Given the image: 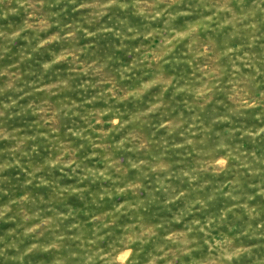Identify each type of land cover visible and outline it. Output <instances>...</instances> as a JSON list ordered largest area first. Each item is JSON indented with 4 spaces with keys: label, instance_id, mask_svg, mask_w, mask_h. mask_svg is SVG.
<instances>
[{
    "label": "rangeland",
    "instance_id": "obj_1",
    "mask_svg": "<svg viewBox=\"0 0 264 264\" xmlns=\"http://www.w3.org/2000/svg\"><path fill=\"white\" fill-rule=\"evenodd\" d=\"M84 2L63 0L56 6L54 11L60 13L58 25L37 18L43 9L34 6L33 0H3L0 3V33H3L0 35V112L3 113L0 133L8 137L0 139V213L3 214L0 216V238L10 239L19 230L18 226L31 228L35 225L40 235L24 237L22 250H26L36 239L44 241L55 233L50 241L56 242L55 247L45 252L42 245L40 250L24 257L25 264L29 261L32 264L35 261L105 264L104 260L95 259L96 253H112L124 240L133 243L135 252L132 249L120 251L108 264H124L132 254L137 264H228L222 262L225 246L232 250L243 249L240 259L231 264H261L264 240L253 236L252 231L264 224V143L256 144L250 136L242 139L237 130L231 137L237 143L231 147L246 155L225 161L230 165L227 171H215L211 166L221 167L220 160L224 157L212 160L209 158L211 150L204 148L208 137L221 135L220 125L210 122L197 132L194 143L200 147L195 150L191 145L178 147L185 143L183 130L196 119L197 112H193V108L203 113L213 103L219 105L214 95H209L199 105H186L183 109L179 104L184 101L177 97L179 104L169 106L165 113L173 117L176 126L170 130L152 126L155 131H150L148 136L155 137L162 145L163 160L158 164L149 165L147 160L141 163L136 159L132 141L139 138L146 146L148 140L132 128L131 122L142 112L130 114L131 106L119 109L128 127L106 137L114 143L97 142L95 152L91 147H82L75 138L63 139L55 149L49 140L34 139L37 127L45 118H51L58 106L75 108L81 103L90 113H95L92 123L98 132L101 129L111 132L112 117L104 114L108 105L101 99V89L113 87L115 80H91L90 95L81 100L80 93L72 85L87 77L77 75L81 67L72 63L73 55L83 66L92 65L99 53H107L104 56L107 66L100 65L107 74L108 67L113 65L117 66V71H123V66L132 63L129 56L144 61L147 56L154 57V49L174 43L171 37L161 34L163 27L145 32L146 25L139 23L133 26L136 36L124 37L121 43L120 38L103 31L116 17L92 7H79ZM213 3L214 7H205L191 16L176 13L170 18L175 35L181 40L171 55L188 58L173 82L180 80L183 86L184 82L198 81L210 69L219 73L216 83L220 85L218 91L223 93L224 86L233 83L231 78H226V71L236 68L243 74L240 83L250 82L258 89L255 93L258 96L264 91V26L244 28L242 23L247 21L239 14V6L233 0H213ZM183 10L181 6L180 11ZM57 32L74 34L75 39L68 41L70 47L62 48L53 43L37 50L41 39L46 40ZM86 32L92 35L87 36ZM65 53L69 59L53 64L48 70L43 68L44 62ZM83 71L91 69L83 67ZM201 87L197 84L190 91L199 93ZM228 90L237 91L235 88ZM170 94L175 95L171 86L152 99L163 103ZM180 95L188 94L181 92ZM12 101L17 103L8 107ZM44 104L51 108H43ZM74 119L84 126L82 131L87 127L79 116ZM55 122L59 131L61 121ZM258 123L245 115L240 117L238 129H250ZM40 131L46 130L41 127ZM121 140L126 144L112 150ZM22 149L31 155L22 154ZM61 156L64 164L70 156L75 158L82 169L73 174L71 168L61 163ZM157 169L159 172L155 171ZM190 169L202 176L191 184L186 177L180 179L182 171ZM99 173L111 174V179L95 178ZM259 232H264V228H259ZM250 245L260 246L251 258ZM0 264L5 262L0 260Z\"/></svg>",
    "mask_w": 264,
    "mask_h": 264
},
{
    "label": "clouds",
    "instance_id": "obj_2",
    "mask_svg": "<svg viewBox=\"0 0 264 264\" xmlns=\"http://www.w3.org/2000/svg\"><path fill=\"white\" fill-rule=\"evenodd\" d=\"M62 2L63 0H33L34 6H39L43 9V11L38 13L37 18L43 19L46 22L51 20L58 25L60 13L54 11V9L56 6L61 5ZM233 2L239 6V14L247 21L246 24L242 23L244 28L251 26L258 29L260 26H264V0H233ZM0 3H3V0H0ZM68 3H75V0H68ZM181 6H183V11H180ZM214 6L213 0H85L79 7H92L97 12H102L106 15L111 13L116 17L111 26L105 25L103 31L117 36V38L121 39V43H123L124 37L136 36L133 26L137 23L146 25L143 28L145 32L153 27H163L161 34L171 37L174 43L171 46L164 45L162 48L158 47V49H154V57L147 56L144 58V61H147V63L137 56H129V60L132 63L123 66V71H117V66L113 65L108 67L107 74H105L103 68H100L102 63L107 66V61L104 60V56L107 53H99V58L95 59L92 65L83 66H81V62L76 56L73 55L71 58L72 63L81 67V71L77 75L87 77V79H82L78 84L72 85L74 88H77L81 100H86V97L90 95L89 89L92 88L91 80H108L109 78L115 80L113 87L101 89V99L108 105L104 114H109L112 117L111 132H106L103 129L98 132L96 125L92 123V116L95 113H90L86 105L81 103L77 104L75 108H69L64 105L58 106L57 112L51 118H45L42 125L37 127L34 139L49 140L52 148L55 149L57 145L61 144L63 139L71 140L75 138L82 147H91L93 152H95L97 142L101 144L114 143L107 141L106 137L112 133H120L128 127V125L123 123L119 109L121 106H131L130 114L142 112V115L131 122L132 128L142 135L144 139L148 140L146 146L139 138L132 141L133 149L136 150V159L140 160L141 163L147 160L149 165L158 164L163 160V156L160 154L162 145L155 137L148 136L150 131H155L152 126L159 125V127L165 130L173 129L176 126L173 117L170 115L166 116L165 113L169 111V106L179 104V101L176 99L177 97H179V100L184 101V104H179V108L183 109L186 105H199L209 95H214L219 105L213 103L212 107L203 113H199L197 109L193 108V112H197L196 119H193L189 126L183 130L182 135L185 143L178 145V147L187 148L191 145L193 150H195L200 147V145L194 143L196 133L210 122L214 125H220L221 135L208 137L204 148L211 150L209 158L212 160L224 157V159L220 160L221 167H217L216 165L211 166L215 171L229 170L230 165L225 163V161L235 160L239 156L246 155L233 150L231 147L233 143H237V141L231 139L237 130L242 139L245 136H250V139L256 144L264 143V91H260V94L257 96L255 93L258 89L253 87L250 82L241 84L240 81L244 79L243 74L236 68H233L230 72L226 71V78H231L233 83L230 86L225 85L223 93L218 91L220 85L216 83L219 73L210 69L206 70L198 81L184 82L183 86H181L180 80L173 82V77L178 76L180 71L183 70V61L188 58L171 55L175 51V46L181 44V40L175 35V26L171 25L170 18L176 13L191 16L193 13L200 12L205 7ZM138 9L139 11H137ZM99 34L97 33V35ZM0 35H3V33H0ZM85 35L91 36L92 33L86 32ZM72 39H75L74 34L64 35L61 32H57L50 35L46 40L41 39L37 45V50L45 44L53 43L59 44L62 48L70 47L71 45L68 44V41ZM92 47H95V45H92ZM200 55L203 54L201 53ZM67 59L69 57L65 53L63 56H58L52 61L44 62L42 66L45 70H48L53 64ZM166 65L167 70H165ZM83 67H89L91 71L85 72L83 71ZM97 68H100L99 73H96ZM146 72L149 75L146 76ZM165 81H168V83H165ZM197 84L202 85L199 93L194 90L190 91V89H195ZM169 86L174 88V96L170 94L169 98L163 100V103L152 99L153 96L159 95ZM229 88H235L237 91L232 93L228 90ZM181 92L188 95L181 96ZM229 96H231V99H229ZM16 103L17 101H12L8 107H13ZM42 107L50 109L51 105L44 104ZM2 115L3 113L0 112V116ZM45 115L47 114L45 113ZM188 115L190 116L192 113ZM245 115L253 117L255 121H259L260 123L253 124L250 129L246 127L238 129L240 117ZM77 116L86 122L87 127L83 131L81 129L84 126L75 122L74 118ZM57 119L61 121L59 131H57L58 126L55 122ZM180 119L186 121L187 117H181ZM41 127L46 131H40ZM225 128H230L231 131L226 132L224 131ZM92 133L96 135H92ZM0 139H8V137L0 133ZM125 144L126 141L121 140L119 144L114 145L112 150H116ZM21 152L24 155H31V153L23 149ZM12 159H16L15 153L12 154ZM61 163L64 164L62 156ZM64 166L71 168L73 174H76L77 169H82L81 163L71 156ZM133 167L139 168L140 166L133 165ZM185 167H188V165H185ZM155 171L159 172L158 169ZM87 175L85 173V177ZM100 177L111 179V174L99 173L95 178ZM185 177L189 184L202 178L200 172L191 169L189 171H182L180 179H184ZM2 215L0 213V216ZM18 227L19 230L11 235L10 239L0 238V260L4 261L5 264H25L24 257L34 250H40L42 245L45 252L51 251L55 247L56 242L50 243L52 238L55 237V233L53 232L44 241L36 239L30 247L22 250L24 237L32 234L39 236L40 232L37 231V226L35 225L31 228H24L22 225ZM259 228H264V224L259 225L258 229L253 230L252 235L256 236L259 240H264V232H259ZM244 234L247 235V233ZM229 235L231 236L232 234L230 233ZM258 247L260 246L250 245L248 247L249 258H251L254 250H258ZM128 249H132L133 253L135 252L133 243L129 240H124L113 249L112 253H96L95 259L104 260L105 264H108V261L114 259V256L118 255L120 251ZM242 251V248L232 250L225 246V252L221 253L222 262L227 261L228 264H231L233 260H239ZM89 259L91 260L92 257H89ZM29 264H32V262L29 261ZM35 264H43V262L35 261ZM124 264H137L136 256L134 254L130 255L124 261ZM261 264H264V261Z\"/></svg>",
    "mask_w": 264,
    "mask_h": 264
}]
</instances>
